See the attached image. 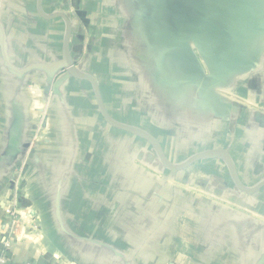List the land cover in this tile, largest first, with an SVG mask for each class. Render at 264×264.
<instances>
[{
  "label": "crops",
  "instance_id": "1",
  "mask_svg": "<svg viewBox=\"0 0 264 264\" xmlns=\"http://www.w3.org/2000/svg\"><path fill=\"white\" fill-rule=\"evenodd\" d=\"M196 2L200 12L189 0H0V231L16 193L38 225L6 253L0 244L6 264H264V188L243 192L220 155L169 168L155 144L111 125L94 84L69 70L176 166L224 150L236 167L230 143L243 140L239 162L254 173L236 171L254 188L264 0ZM185 44L197 63L180 56ZM250 69L253 104L231 93ZM238 131L244 139L230 137Z\"/></svg>",
  "mask_w": 264,
  "mask_h": 264
},
{
  "label": "water",
  "instance_id": "2",
  "mask_svg": "<svg viewBox=\"0 0 264 264\" xmlns=\"http://www.w3.org/2000/svg\"><path fill=\"white\" fill-rule=\"evenodd\" d=\"M189 1H190V4H191L193 10H194V11H197V10H198V11L200 12V8H198L199 6H197V4H198V3L196 2L197 0H192L193 2L195 1L194 3H193L191 0H189ZM212 2H213V0H212ZM61 17H64V16H61ZM68 53H69V52H68ZM180 56L183 57V59H186V60H188V61H189V60H192L193 62H196V63H197L196 58L193 56V54H192V52H191V50H190V48H189V46H188L187 44H185V45L183 46V49L181 50V54H180ZM239 57H240V56H239V53H235V55L232 57V59L234 60L232 64H235V65H236V64L239 62V60H240ZM68 62H69V64H70V57H69V54H68ZM232 64H231V65H232ZM69 70H70V72H71L74 76H76V77H80V78H82V79H87V80L91 81V82L94 84V86H95V88H96V90H97V92H98V97H99V101H100V106H101L102 113H103L104 117L106 118V120H107L111 125L116 126L117 128H120V129H122V130H124V131L130 132V133H133V134H135V135H137V136H139V137H142L143 139L149 140L150 142H152L153 144H155V145L157 146L158 150L160 151V153H161V155H162V157H163V159H164V162L166 163V165H167L169 168H172V169H174V170L183 169V168H185V167L191 165L192 163H194V162H196V161H198V160H200V159H203V158H205V157H207V156H210V155H220L221 157H223L224 159H226V161L228 162V164H229V166H230V168H231V172H232L233 178H234L236 184L238 185V187H239L243 192H245V193H247V194H255V193L259 192L262 188H264V181L261 182L260 184H258L257 186H255L254 188H246V187L242 184V182H241V180H240V178H239V176H238V173H237V171H236V167H235V165H234V162L232 161V159H231V157L229 156V154H228L227 152H225L224 150H214V151H210V152H207V153L201 154V155H199V156L193 158L192 160H190V161H188L187 163H185V164H183V165H180V166H176V165L170 163V161L167 159L165 153L163 152L162 148L160 147L159 143L157 142V140H156L155 138H153L152 136H150V135H148V134H145V133H143V132H140V131L137 130V129H134V128H131V127H128V126H124V125L118 124V123H116L115 121H113V120L110 118V116L108 115V113H107L106 110H105V106H104V104H103V102H102V99H101V97H100V95H99L98 88H97L96 84L94 83V81H93L91 78L78 76V75L75 73V71H74V69H73V67H72V64H70V69H69ZM258 120L261 122L262 126H264V118H258ZM16 138H17V134H16V135L13 134L12 137H11V141H10L11 145L14 147L15 150H17V148L15 147L16 144H17V139H16ZM258 204H259V209H256L255 211H256L258 214H260L261 216H264V204H263V203H258ZM55 215H56L57 221H58V223H59V225H60L62 231H64L66 234H69V232L67 231V229L65 228L64 223H63L62 212H61V195H60V194L57 195V197H56V201H55ZM116 254H117L118 256H120V257L122 256V255H121L120 253H118V252H116Z\"/></svg>",
  "mask_w": 264,
  "mask_h": 264
},
{
  "label": "built area",
  "instance_id": "3",
  "mask_svg": "<svg viewBox=\"0 0 264 264\" xmlns=\"http://www.w3.org/2000/svg\"><path fill=\"white\" fill-rule=\"evenodd\" d=\"M15 192L20 185L18 178L13 183ZM6 219L4 228L0 231V244L3 247L4 253L11 250L13 244L18 241L28 240L34 230L37 229L35 219L36 216H23L19 212V203L17 201V193L12 200V206H10L6 212ZM8 257L3 256L0 258V264H6Z\"/></svg>",
  "mask_w": 264,
  "mask_h": 264
},
{
  "label": "rangeland",
  "instance_id": "4",
  "mask_svg": "<svg viewBox=\"0 0 264 264\" xmlns=\"http://www.w3.org/2000/svg\"><path fill=\"white\" fill-rule=\"evenodd\" d=\"M253 60H254V56H253V58H251L250 59V64H252L253 63ZM237 64H241V65H243V62H238ZM240 65V66H241ZM233 70V69H232ZM263 71V70H262ZM237 72V71H236ZM236 72H233L232 71V74L233 73H236ZM255 74H256V72L255 71H253V70H251L250 69V72L249 73H247V78H246V82L244 81V82H240L239 80V82L238 81H236V82H234V83H231V93H234V94H239V96H240V100H242V102L244 103V102H246V103H248V104H253L254 103V100L253 99H250L251 97H253L254 96V90H253V86H252V84H249L250 83V81H251V79L255 76ZM243 84L245 85V87L243 86ZM247 86V87H246ZM239 92H241L242 94H240ZM243 95H245V97H246V99L244 98V96ZM233 96V95H232ZM263 97H264V94H263ZM263 99V98H262ZM248 101V102H247ZM261 106L262 107H264V104H261ZM236 136V137H235ZM246 136L247 137H249L250 135L248 134V133H246ZM231 138H242V139H244V137H245V133L243 132V131H238V133H236V135H233V134H231V136H230ZM243 141V140H242ZM242 141L240 140V143H242ZM240 143H236L233 139H232V141H231V143H230V147L232 148V151L234 152V156H235V159H236V161H238L237 163L238 164H236V170L238 171V173H241L243 176H245V175H249V176H253V171H252V169H251V171H250V169H249V167H247L245 164V166L244 165H242V164H240V162H239V157H238V153H240L243 149H245V147H244V143L243 144H240ZM253 143V142H252ZM247 149H251V147H249V148H247ZM249 181H251V180H249ZM119 187H120V185H119ZM251 212H253V213H256L254 210H251ZM263 221H264V216H263ZM263 238H264V236H262Z\"/></svg>",
  "mask_w": 264,
  "mask_h": 264
}]
</instances>
